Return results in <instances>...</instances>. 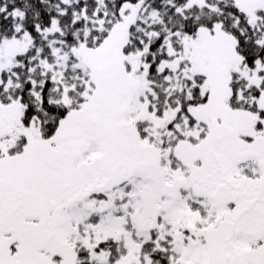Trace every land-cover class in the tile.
<instances>
[{
    "label": "snow or ice",
    "instance_id": "snow-or-ice-1",
    "mask_svg": "<svg viewBox=\"0 0 264 264\" xmlns=\"http://www.w3.org/2000/svg\"><path fill=\"white\" fill-rule=\"evenodd\" d=\"M0 264H264V0H0Z\"/></svg>",
    "mask_w": 264,
    "mask_h": 264
}]
</instances>
